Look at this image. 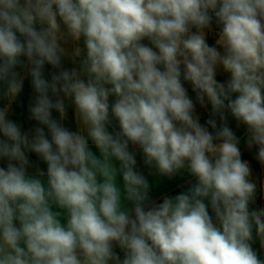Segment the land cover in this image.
<instances>
[{
    "label": "clouds",
    "instance_id": "9594fccd",
    "mask_svg": "<svg viewBox=\"0 0 264 264\" xmlns=\"http://www.w3.org/2000/svg\"><path fill=\"white\" fill-rule=\"evenodd\" d=\"M245 153L264 0H0V264H264Z\"/></svg>",
    "mask_w": 264,
    "mask_h": 264
},
{
    "label": "crops",
    "instance_id": "0c3cea01",
    "mask_svg": "<svg viewBox=\"0 0 264 264\" xmlns=\"http://www.w3.org/2000/svg\"><path fill=\"white\" fill-rule=\"evenodd\" d=\"M218 78L223 79V76H220ZM191 95H194L190 92ZM258 181L264 182V178L263 179H259L257 177H255ZM186 177L181 178V177H177L174 178L173 180H168L167 178H157V177H149L150 183L153 184V191H152V196L154 199H159L161 196L165 195V194H176L179 189L180 186L185 182ZM261 199L264 204V191H260L258 192V199Z\"/></svg>",
    "mask_w": 264,
    "mask_h": 264
},
{
    "label": "trees",
    "instance_id": "16d2710c",
    "mask_svg": "<svg viewBox=\"0 0 264 264\" xmlns=\"http://www.w3.org/2000/svg\"><path fill=\"white\" fill-rule=\"evenodd\" d=\"M244 158H246V159H248L250 161V164L252 165V168H253L254 177H257L259 179H263L264 178V169H261L260 166L252 159L251 156L244 157ZM261 201L262 200L259 199V200H257V203L261 202Z\"/></svg>",
    "mask_w": 264,
    "mask_h": 264
},
{
    "label": "rangeland",
    "instance_id": "374dc122",
    "mask_svg": "<svg viewBox=\"0 0 264 264\" xmlns=\"http://www.w3.org/2000/svg\"><path fill=\"white\" fill-rule=\"evenodd\" d=\"M249 156H251V154L245 153V156L244 157H249ZM257 205L260 206V207H264L263 202H258Z\"/></svg>",
    "mask_w": 264,
    "mask_h": 264
}]
</instances>
